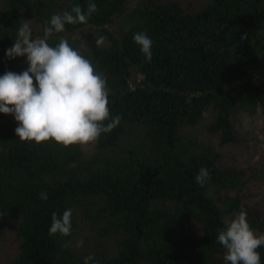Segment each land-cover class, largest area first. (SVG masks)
<instances>
[{"label":"trees","instance_id":"trees-1","mask_svg":"<svg viewBox=\"0 0 264 264\" xmlns=\"http://www.w3.org/2000/svg\"><path fill=\"white\" fill-rule=\"evenodd\" d=\"M127 1L92 0L98 11L87 24L49 40L67 39L104 74L110 113L122 117L90 154L22 142L14 116L0 113V243L11 226L17 241L8 264H84L89 255L95 264H226L217 230L241 209L264 235L263 202L242 192L255 172L221 166L214 146L182 131L208 114L203 131L219 146L235 144L236 112L264 108V0H208L197 11L179 0H138L127 10ZM88 2L0 0V76L29 67L6 56L22 21L41 37L53 15ZM91 29L104 46L88 39ZM138 32L153 41L151 62L133 40ZM202 167L211 176L203 188L195 182ZM66 209L72 234L50 236L52 213ZM80 218L97 238L85 254L73 248ZM258 251L264 264V246Z\"/></svg>","mask_w":264,"mask_h":264},{"label":"clouds","instance_id":"clouds-1","mask_svg":"<svg viewBox=\"0 0 264 264\" xmlns=\"http://www.w3.org/2000/svg\"><path fill=\"white\" fill-rule=\"evenodd\" d=\"M97 11L96 3L89 0L86 10L76 5L62 15H53L43 36L37 38H33L32 21H22L6 56L9 60L27 57L29 67L21 73L8 71L0 76V113L14 116L18 125L15 134L20 141L37 145L55 142L71 148L93 144L102 134L111 133L120 125L122 117L110 113V89L104 74L97 72L93 63L70 46L67 39L61 37L55 46L49 43L54 34L65 32L66 25L87 24ZM133 40L151 62L150 37L138 32ZM105 43V36L95 37L97 48ZM210 179L209 170L203 167L195 176L201 188ZM39 195L47 201V192ZM247 215L241 209L235 217L224 219L223 227L217 230V243L225 250L226 264H261L258 249L264 246V235H256ZM72 216V209L60 215L53 212L49 235L70 236ZM90 261L95 264L91 255L85 257L84 264Z\"/></svg>","mask_w":264,"mask_h":264},{"label":"rangeland","instance_id":"rangeland-1","mask_svg":"<svg viewBox=\"0 0 264 264\" xmlns=\"http://www.w3.org/2000/svg\"><path fill=\"white\" fill-rule=\"evenodd\" d=\"M138 0H128L126 9H132ZM183 3L188 11H197L202 8L208 0H179ZM123 15L116 17L115 21L109 25V28L117 32L122 29ZM96 29L86 31V36L90 41L98 36ZM261 35L264 40V26L261 29ZM27 57L19 58L20 62ZM210 120V115L206 114L201 117L200 121L193 126L184 127L183 134L186 136L196 137L197 140L204 144L212 145L219 152L220 165H233L237 167L250 168V172H255L254 176H250L248 187L243 188V196L251 197V200H260L264 204V108H258L255 112L248 113L238 111L234 115V125L238 132L239 141L235 144H226L219 146L215 139L205 133L204 125ZM95 143L83 145V151L90 154L94 150ZM78 234L73 248L81 254H85L87 248L91 250V246L97 241L96 234L92 227L88 225L84 219L78 221ZM83 241L82 246L80 242ZM17 241L15 237V229L13 226L7 230V234L0 243V264H8L15 254Z\"/></svg>","mask_w":264,"mask_h":264}]
</instances>
